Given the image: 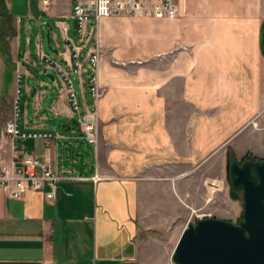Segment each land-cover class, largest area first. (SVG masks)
I'll list each match as a JSON object with an SVG mask.
<instances>
[{
	"label": "crops",
	"instance_id": "crops-1",
	"mask_svg": "<svg viewBox=\"0 0 264 264\" xmlns=\"http://www.w3.org/2000/svg\"><path fill=\"white\" fill-rule=\"evenodd\" d=\"M181 2L176 20L116 17L88 26L102 96L95 105L88 68L76 92L82 110L99 118L98 142L90 145L59 73L42 62L48 56L68 69L66 45L42 21L72 20L69 8L4 0L0 158L22 167L34 155L59 181L51 202L49 187L21 198L0 192V264H138L140 230L171 225L179 208L194 212L188 200L196 178L203 187L223 185L229 149L264 160V0ZM32 24L47 26V46L45 31L35 34ZM65 25L71 33L69 23L56 27L62 34ZM19 77L20 128L52 134L49 145L5 133ZM214 163L216 177L209 175Z\"/></svg>",
	"mask_w": 264,
	"mask_h": 264
},
{
	"label": "built area",
	"instance_id": "built-area-1",
	"mask_svg": "<svg viewBox=\"0 0 264 264\" xmlns=\"http://www.w3.org/2000/svg\"><path fill=\"white\" fill-rule=\"evenodd\" d=\"M45 9L50 5L48 0H43ZM180 11L175 0H72L71 19L75 22L74 34L78 42L70 36V28L65 25L61 28L62 36L68 47L69 57L63 59L71 68L74 75H83V66H90L93 70L98 68V55L95 50L92 51L91 32L88 30L90 23H98L101 19L121 16L154 17L157 19H177ZM90 48V50H89ZM84 50H88L86 56L82 58ZM83 62L82 64V61ZM46 65L54 68L59 73L62 83L68 91V99L72 112L79 116L78 124L83 138L90 145H96L98 142V119L97 112L86 107L83 111L80 99L75 89V84L71 75L64 67L55 62L50 57H44ZM85 63V64H84ZM81 81V80H80ZM20 83V77L18 79ZM90 91L97 105L101 95L99 93L97 74L89 78ZM15 101V118L6 125V133L10 138H42L47 145L53 139L52 134L25 133L20 129V106L22 91H17ZM59 178L53 172L52 168L42 163L34 155H26L23 159L22 167H15L6 163L0 158V192H3L10 198H21L28 191H40L49 187L46 193L48 201H53L57 196V182Z\"/></svg>",
	"mask_w": 264,
	"mask_h": 264
},
{
	"label": "water",
	"instance_id": "water-1",
	"mask_svg": "<svg viewBox=\"0 0 264 264\" xmlns=\"http://www.w3.org/2000/svg\"><path fill=\"white\" fill-rule=\"evenodd\" d=\"M229 178L243 193L241 220L189 222L173 250V264H264V161H233Z\"/></svg>",
	"mask_w": 264,
	"mask_h": 264
},
{
	"label": "rangeland",
	"instance_id": "rangeland-1",
	"mask_svg": "<svg viewBox=\"0 0 264 264\" xmlns=\"http://www.w3.org/2000/svg\"><path fill=\"white\" fill-rule=\"evenodd\" d=\"M50 5L47 9H45L43 0H41L42 6L44 10H48L51 7L53 9H56L59 12H63V7L67 6L69 8L70 16H71V10H72V0H65L64 4H59L56 5L54 4L56 0H48ZM176 5L179 8L180 11V16L179 18L182 17V13L185 11L182 6V2L180 3V0H175ZM39 14V13H38ZM121 17H131V18H148V17H138V16H121ZM110 18H116L110 17ZM150 19H157L154 17H149ZM177 18V19H179ZM162 19H167V18H162ZM168 20V19H167ZM170 20V19H169ZM176 20V19H172ZM46 23L49 26V29H52L55 34H57L58 41L59 43L64 46V40L62 39L63 36L56 27L58 22H65L69 23L71 26V33L70 36L74 38V41L78 42V38L74 34V24L72 20L69 18H59V17H54V18H48L44 17V20L42 23ZM93 25L92 23L89 24V27ZM33 28L35 30V34L38 32L40 33L41 30L45 31V45H48V28L47 26H43L40 28V25L36 26L33 25ZM91 32V31H89ZM95 37V30H93V33L91 34V40L95 43L94 45L92 44V51L95 50L98 55V66H99V51H98V45L96 40H94ZM66 45V44H65ZM66 49L68 50V47L66 45ZM90 50V48H89ZM86 54L88 53V50H86ZM67 55L65 56L66 59L69 57L68 51L66 53ZM86 54L82 53V58H84V55ZM68 60V59H67ZM43 64L46 66V68H51L54 69L44 62V59L42 60ZM85 62L84 60L82 61ZM85 64V63H84ZM68 69L64 68L69 74L71 75V79L75 84V88L77 91H79V84H78V77L80 79V76L74 75L71 68L67 64ZM84 68L91 71V76L97 74V70H93L90 68V66H83V72ZM55 70V69H54ZM57 71V70H56ZM80 83V81H79ZM81 84V83H80ZM20 83L18 85L19 89ZM99 87V85H98ZM88 88V87H87ZM17 89V91H18ZM20 89H22L20 87ZM22 91V90H21ZM99 93L101 95V91L99 88ZM17 92L16 96L14 98L13 102V118H15V101L17 99ZM102 96V95H101ZM101 98V97H100ZM22 99V96H21ZM69 101V99H68ZM70 105V104H69ZM20 110H21V100L19 102ZM92 110V109H91ZM95 111V110H94ZM74 114V113H73ZM75 125L79 126L78 120L79 116L75 114ZM98 119V138H99V118L97 115ZM10 120L9 122H11ZM20 120H21V113H20ZM8 122V123H9ZM7 123V124H8ZM20 126V124H19ZM21 129V128H20ZM6 130V128H5ZM6 133V131H5ZM7 134V133H6ZM8 136V135H7ZM9 137V136H8ZM86 149V146L83 148ZM256 160V161H264L255 158L252 154H247L244 158H237L235 153L233 152L232 149H229L226 154V163L224 165V184L221 186H207L202 184V180L200 177L196 178L194 187L191 190V198L188 200V203L194 207V212L192 210H189L187 208H183L182 210L179 208L177 212V220L173 222L171 225L168 226H163L158 230H152V232H146L145 230H140L138 239H139V258H138V264H173L171 260V256L173 253V250L177 244V241L184 230V228L187 226L189 222H195L199 219L203 218H217V219H222L226 221H230L234 224H237L243 215V210H244V201H243V193L242 191H236L232 188L231 185V180L229 178V167L233 161H237L240 164L247 161V160ZM212 169L210 170V176L216 177L218 173V164L214 163L212 165ZM221 172V170H220ZM23 197V196H22ZM162 213L164 214V210H162Z\"/></svg>",
	"mask_w": 264,
	"mask_h": 264
},
{
	"label": "trees",
	"instance_id": "trees-1",
	"mask_svg": "<svg viewBox=\"0 0 264 264\" xmlns=\"http://www.w3.org/2000/svg\"><path fill=\"white\" fill-rule=\"evenodd\" d=\"M0 6L3 7V8H0V15L3 17L5 15L4 0H0Z\"/></svg>",
	"mask_w": 264,
	"mask_h": 264
}]
</instances>
